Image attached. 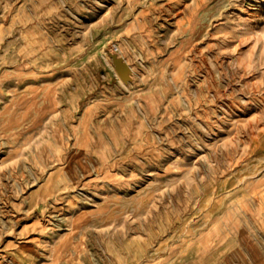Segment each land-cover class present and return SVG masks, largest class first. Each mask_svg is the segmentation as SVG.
I'll return each instance as SVG.
<instances>
[{
    "label": "rangeland",
    "instance_id": "1",
    "mask_svg": "<svg viewBox=\"0 0 264 264\" xmlns=\"http://www.w3.org/2000/svg\"><path fill=\"white\" fill-rule=\"evenodd\" d=\"M0 264H264V0H0Z\"/></svg>",
    "mask_w": 264,
    "mask_h": 264
},
{
    "label": "crops",
    "instance_id": "2",
    "mask_svg": "<svg viewBox=\"0 0 264 264\" xmlns=\"http://www.w3.org/2000/svg\"><path fill=\"white\" fill-rule=\"evenodd\" d=\"M86 110H95V107H94V105H92V106L87 107ZM127 129L129 131V130H134V129L136 130L137 128H134L132 126H129V127H127ZM113 139L115 140V143L117 145L121 144L116 139V136L115 135H113ZM90 147H93L97 151H100V152L101 151H103V152L105 151L107 153L112 152L110 145L108 144V142L106 141V139L102 135H100V134L92 135V137L90 138Z\"/></svg>",
    "mask_w": 264,
    "mask_h": 264
},
{
    "label": "water",
    "instance_id": "3",
    "mask_svg": "<svg viewBox=\"0 0 264 264\" xmlns=\"http://www.w3.org/2000/svg\"><path fill=\"white\" fill-rule=\"evenodd\" d=\"M111 57L113 58V64L115 66V69L122 80L125 82H128L131 80V69L127 62L124 61V59L120 56H118L117 53H111Z\"/></svg>",
    "mask_w": 264,
    "mask_h": 264
},
{
    "label": "bare ground",
    "instance_id": "4",
    "mask_svg": "<svg viewBox=\"0 0 264 264\" xmlns=\"http://www.w3.org/2000/svg\"><path fill=\"white\" fill-rule=\"evenodd\" d=\"M110 53V52H109ZM119 56V55H118ZM120 57H122V56H120ZM123 58V57H122ZM113 59V58H112ZM124 59V61L125 62H127V60H125V58H123ZM127 64L129 65V67H130V69H131V76L133 75V72H134V69H133V66L131 65V64H129L128 62H127ZM115 67V66H114ZM128 82H130V81H128ZM128 82H125V83H128Z\"/></svg>",
    "mask_w": 264,
    "mask_h": 264
},
{
    "label": "built area",
    "instance_id": "5",
    "mask_svg": "<svg viewBox=\"0 0 264 264\" xmlns=\"http://www.w3.org/2000/svg\"><path fill=\"white\" fill-rule=\"evenodd\" d=\"M118 48L115 47V50H117Z\"/></svg>",
    "mask_w": 264,
    "mask_h": 264
}]
</instances>
